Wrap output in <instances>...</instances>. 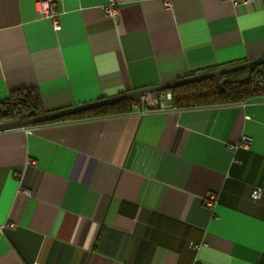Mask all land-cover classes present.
<instances>
[{
  "label": "crops",
  "instance_id": "1",
  "mask_svg": "<svg viewBox=\"0 0 264 264\" xmlns=\"http://www.w3.org/2000/svg\"><path fill=\"white\" fill-rule=\"evenodd\" d=\"M37 1L0 0V101L33 86L59 110L264 56V0H115L116 19L50 0L57 28ZM24 127L0 130V264H264V96Z\"/></svg>",
  "mask_w": 264,
  "mask_h": 264
},
{
  "label": "trees",
  "instance_id": "2",
  "mask_svg": "<svg viewBox=\"0 0 264 264\" xmlns=\"http://www.w3.org/2000/svg\"><path fill=\"white\" fill-rule=\"evenodd\" d=\"M165 90L171 92V106L176 109L260 98L264 96V62L220 73L217 79L214 76H207ZM133 102L134 100L129 98L117 100L29 125L59 122L70 118L127 113L132 110ZM41 113L45 111L39 92L33 86L15 88L10 91L7 99L0 101V121Z\"/></svg>",
  "mask_w": 264,
  "mask_h": 264
},
{
  "label": "water",
  "instance_id": "3",
  "mask_svg": "<svg viewBox=\"0 0 264 264\" xmlns=\"http://www.w3.org/2000/svg\"><path fill=\"white\" fill-rule=\"evenodd\" d=\"M261 62H264V56L225 65L222 67L213 68L210 70L191 74V75H188L182 78H177L175 80L167 81V82L157 84L154 86L132 90L129 92H123V93H120L114 96L100 98V99H97L91 102H87V103H83V104H79V105H75V106H71V107H67V108H63L59 110L47 111L41 114H32V115L28 114L25 117H18L16 119L1 120L0 130L21 127V126L41 122L44 120H49V119H54V118H58L62 116L71 115V114L80 112L82 110L90 109V108H93L99 105L108 104V103H111L117 100H122V99H127V98L132 99V100H139L141 95H144L148 92H156L160 90H165L171 86L182 84V83L189 82L192 80H197V79L207 77V76H214L217 79L220 73L227 72V71L241 68V67H248L250 65L261 63Z\"/></svg>",
  "mask_w": 264,
  "mask_h": 264
},
{
  "label": "built area",
  "instance_id": "4",
  "mask_svg": "<svg viewBox=\"0 0 264 264\" xmlns=\"http://www.w3.org/2000/svg\"><path fill=\"white\" fill-rule=\"evenodd\" d=\"M232 5H241L252 2L253 0H227ZM165 6L169 7V1L165 0ZM105 14L113 18H117L118 9L115 0H110L105 6H103ZM36 12L38 16L50 17L53 20V26L57 28L59 26L57 20V14L54 4L50 0H38L36 6ZM242 101V100H241ZM132 106L136 107V111L140 114L147 112L151 109H171V92L168 90L148 92L141 95L139 100H134ZM26 126V125H25ZM23 128H25L23 126ZM25 130H28L27 128ZM250 138L248 136H242L240 143L244 146H248ZM228 148L232 149L236 146L234 143L227 144ZM262 188H252L250 195L253 199H257L261 196ZM204 201L207 206H212L216 201L214 193H208L204 196ZM121 264H126L122 262Z\"/></svg>",
  "mask_w": 264,
  "mask_h": 264
},
{
  "label": "rangeland",
  "instance_id": "5",
  "mask_svg": "<svg viewBox=\"0 0 264 264\" xmlns=\"http://www.w3.org/2000/svg\"><path fill=\"white\" fill-rule=\"evenodd\" d=\"M241 68H243V67H241ZM234 70V69H233ZM236 70V69H235Z\"/></svg>",
  "mask_w": 264,
  "mask_h": 264
}]
</instances>
